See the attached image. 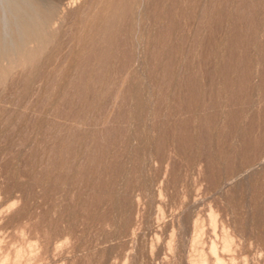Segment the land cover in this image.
I'll list each match as a JSON object with an SVG mask.
<instances>
[{
    "label": "rangeland",
    "instance_id": "obj_1",
    "mask_svg": "<svg viewBox=\"0 0 264 264\" xmlns=\"http://www.w3.org/2000/svg\"><path fill=\"white\" fill-rule=\"evenodd\" d=\"M34 1L54 43L0 58V260L264 264V0H130L106 58L86 22L117 0Z\"/></svg>",
    "mask_w": 264,
    "mask_h": 264
},
{
    "label": "bare ground",
    "instance_id": "obj_2",
    "mask_svg": "<svg viewBox=\"0 0 264 264\" xmlns=\"http://www.w3.org/2000/svg\"><path fill=\"white\" fill-rule=\"evenodd\" d=\"M95 2H98L100 3L102 0H94ZM110 1V0H109ZM112 1V0H111ZM114 1V0H113ZM116 1V0H115ZM246 1V0H245ZM248 1V0H247ZM255 1V0H254ZM103 2V1H102ZM158 2V1H157ZM116 3L118 4H115V6L112 5V7L110 9H113V10H110L108 12H106L105 14H101V16L99 17L98 16V19L95 21V22H91L92 24H89L88 22H86V25H87V29L89 32H94V31H98V34L100 33L101 37H105L106 41L104 42V45L103 47L99 44V46L97 47V49H89L87 52H86V55L88 58H91V57H94V56H97L98 57H102V58H106V57H110L111 54L109 51L111 46L112 45H115L117 42L115 41V34L113 29L115 30V26H116V23L117 21L121 18L122 14L125 13L128 9H130V0H117ZM156 3V2H155ZM255 3V2H253ZM43 4V3H42ZM244 4V3H243ZM247 4V3H246ZM249 4V3H248ZM251 4V3H250ZM259 4V2H258ZM89 5V4H88ZM243 6V5H242ZM251 6V5H249ZM248 6V7H249ZM246 7V6H244ZM104 8V7H103ZM155 8V7H154ZM243 8V7H242ZM247 9V8H246ZM245 9V10H246ZM109 10V9H108ZM215 10V9H214ZM222 10V9H221ZM244 8L241 9V12H243ZM56 11V10H55ZM92 12L95 11L94 10H91ZM249 11V10H248ZM215 12V11H214ZM219 12V11H218ZM225 12V11H224ZM247 12V11H246ZM157 13V12H155ZM154 13V14H155ZM248 15L250 12H247ZM52 14H53V9L52 7L48 8V7H43L42 5L38 4L37 2H35L34 0L33 1H30V0H0V58H14L15 55H22L24 54L23 57H25V49L23 51V47L28 43V42H33L34 44H36V49L37 51H33L36 55L41 53V52H47V48L49 47V45H52L54 42L52 41V38L47 35L46 33V29L50 23V17H52ZM94 13H90V15L93 17ZM158 14V13H157ZM215 14V13H214ZM238 14H241L240 12ZM172 15V14H171ZM213 15V14H212ZM217 15V14H216ZM221 15V14H220ZM224 15V14H223ZM243 15V14H242ZM247 15V14H246ZM81 16H82V13H81ZM216 17H219V14L216 16ZM224 17V16H223ZM222 17V19H223ZM238 17V16H237ZM84 18V17H83ZM93 18H97V17H93ZM215 18V17H214ZM220 18V17H219ZM241 18V16L239 17ZM243 18V17H242ZM245 18V17H244ZM252 18V17H251ZM89 19V17H88ZM221 19V20H222ZM251 20V19H249ZM94 21V20H93ZM216 21V19H215ZM218 22V19L216 21V24ZM249 23V22H247ZM221 24V23H220ZM219 24V25H220ZM251 24V23H250ZM218 25V24H217ZM251 26V25H250ZM249 24L247 26V28H250ZM241 28V27H240ZM240 28L236 25L234 26V28H232L230 31L232 32L231 33V41H230V45H229V49L227 47V54L225 56V60L224 62V67H223V70H222V77L223 78H227L228 76H230V73L232 71L238 73V77L241 75V77H243L245 79V74L244 75V71L241 70L239 68V66H236L233 64V60L235 58V55L237 52H239L242 44H243V36H242V30L240 31ZM49 30V29H48ZM247 30V29H246ZM245 30V31H246ZM252 30V29H251ZM249 29V32L251 31ZM69 31V30H68ZM113 31V32H112ZM246 33V32H245ZM68 34V32H67ZM81 35V34H80ZM65 37V36H64ZM100 37V36H99ZM67 38V37H66ZM83 38V37H82ZM83 40V39H82ZM91 40V39H90ZM96 40V39H95ZM97 41V40H96ZM68 42V41H67ZM66 42V43H67ZM99 42V41H98ZM70 43V41L68 42ZM82 43V42H81ZM95 44V42H94ZM68 45V44H67ZM101 46V47H100ZM28 47V45H27ZM82 48V47H81ZM34 49V48H32ZM68 49V48H67ZM40 51V52H39ZM28 52V51H27ZM38 52V53H37ZM242 53V52H241ZM240 53V54H241ZM62 53H60L61 55ZM244 54V53H242ZM241 54V56H242ZM29 55L31 54H28V58H29ZM34 55V54H33ZM237 56V55H236ZM240 56V57H241ZM34 57V56H33ZM31 57V58H33ZM229 60V61H228ZM204 61V60H203ZM206 61V60H205ZM170 66H168L169 68ZM190 72V71H189ZM209 72V71H208ZM233 72V73H234ZM191 75V74H190ZM209 75V73H207V76ZM248 76V75H247ZM210 80H212V77L210 76L209 77ZM190 79V78H189ZM264 79V77H263ZM194 80V79H193ZM209 80V81H210ZM249 80V79H248ZM195 81V80H194ZM188 82V81H187ZM186 82V83H187ZM191 82V84H189ZM246 81L244 80V83ZM237 83H240L239 81ZM189 84V85H188ZM188 84L184 85L183 86V95L184 98H185V102L188 104H193L195 102L198 101L199 99V90H198V87H197V84H192V81H189ZM242 84V83H241ZM246 84V83H245ZM244 84V85H245ZM238 85V84H237ZM240 86V85H239ZM242 86V85H241ZM243 89L245 88L242 87ZM206 95V94H205ZM237 95V94H236ZM235 95V97H236ZM241 96V95H240ZM238 98V97H237ZM193 102V103H192ZM203 102V101H202ZM233 102V101H232ZM188 104V105H189ZM197 106V105H196ZM191 108V107H189ZM262 115V114H261ZM260 115V117H261ZM235 117V116H234ZM237 117V116H236ZM235 122V121H234ZM255 123V122H254ZM262 123V122H261ZM257 125V123H255ZM254 124V125H255ZM261 125V124H260ZM205 126V125H204ZM253 126V123L252 125ZM251 126H250V129H251ZM187 127V126H185ZM236 127V126H235ZM182 129V127H181ZM249 130V129H248ZM247 130V131H248ZM188 131V130H186ZM184 130V134L186 135V132ZM250 131V130H249ZM186 132V133H185ZM183 133V132H182ZM180 133V134H182ZM189 134V133H188ZM248 133L245 134V137H247ZM184 136V135H183ZM258 136V135H257ZM109 137V140L113 137L112 134L108 135ZM107 137V138H108ZM189 137V136H188ZM244 137V138H245ZM187 138V137H186ZM246 139H249L248 137ZM112 140V139H111ZM206 140V139H205ZM182 141V139H181ZM188 141V140H187ZM185 141V142H187ZM246 141V140H245ZM248 141V140H247ZM256 141V140H255ZM261 141V140H260ZM262 143V142H261ZM187 144V143H186ZM188 144H189V141H188ZM256 144V143H255ZM190 145V144H189ZM205 145V144H204ZM208 146V145H206ZM205 146V148H206ZM186 148V147H185ZM208 149V148H207ZM207 149H205L207 151ZM246 149V148H245ZM246 151V150H245ZM94 160V159H93ZM82 165V164H80ZM84 165V164H83ZM97 165V164H96ZM83 167V166H82ZM96 167V166H95ZM102 169V168H101ZM88 170V169H87ZM94 170V169H93ZM79 171V170H78ZM83 175V174H82ZM87 179V178H86ZM261 179V178H260ZM264 181V180H263ZM84 182V181H83ZM87 182V181H86ZM78 183V181H77ZM85 183V182H84ZM83 183V184H84ZM95 184V183H94ZM85 185V184H84ZM245 185V184H244ZM83 188V187H81ZM248 188V187H247ZM251 188V187H250ZM92 189V188H91ZM248 190V189H247ZM264 190V189H263ZM81 191V190H79ZM92 191V190H91ZM100 191V190H99ZM258 191V190H257ZM89 192V191H88ZM94 192V191H93ZM82 193V192H81ZM80 193V194H81ZM92 194V192H91ZM78 195V194H77ZM250 195V194H249ZM86 196V195H85ZM100 197V196H99ZM258 199V198H257ZM82 201V200H81ZM97 201V200H96ZM90 203V202H89ZM254 203V202H253ZM248 205V204H246ZM254 205V204H253ZM90 206V205H89ZM90 209V208H89ZM90 211V210H89ZM81 213V212H80ZM210 212H208V215H209ZM263 213V212H262ZM84 215V214H83ZM87 215V214H86ZM89 215V214H88ZM241 215V214H240ZM250 215V214H249ZM187 216V215H186ZM210 216V215H209ZM217 217V216H216ZM199 218V216H198ZM197 218V219H198ZM210 218V217H208ZM188 219V218H187ZM217 219V218H216ZM242 219V218H241ZM190 221V220H188ZM209 221V220H208ZM194 222V221H193ZM199 222V221H198ZM203 222V220H202ZM213 222H214V217L212 218V215H211V223L213 225ZM200 223V222H199ZM204 223V222H203ZM253 223V222H252ZM197 224V223H196ZM202 225V223H200ZM199 225V226H201ZM210 225V224H208ZM216 225V223H215ZM222 225V224H221ZM239 225V224H238ZM194 227V226H193ZM204 227V226H203ZM211 227V226H210ZM213 227V226H212ZM238 227V226H237ZM251 227V226H250ZM197 228V232L200 231V229L196 226ZM221 228H223L221 226ZM215 229V227H214ZM247 229V228H246ZM196 230V229H195ZM204 230V229H203ZM212 230V228H211ZM216 230V229H215ZM240 230V229H239ZM264 230V229H263ZM212 232V231H211ZM228 232V230H227ZM193 233V232H192ZM218 233V232H217ZM196 234V233H195ZM201 234V233H199ZM205 234V233H204ZM214 234V233H213ZM203 235H201L202 237ZM223 236V235H222ZM244 236V235H242ZM200 237V236H199ZM215 237V236H214ZM219 237V236H218ZM251 237V236H250ZM212 238V237H211ZM223 238V237H222ZM226 238V237H225ZM198 239V238H197ZM215 239V238H213ZM212 239V240H213ZM217 239V238H216ZM221 239V238H220ZM227 239V238H226ZM230 239V238H229ZM203 240V239H202ZM211 240V241H212ZM218 240V239H217ZM232 240V239H231ZM230 240V241H231ZM224 241V240H222ZM221 241V242H222ZM263 241V240H262ZM199 243H200V240H199ZM223 243V242H222ZM229 243L231 242H228V240H225L224 243H223V248H226V250L229 248ZM260 243V242H259ZM195 244V243H194ZM198 244V243H197ZM202 244V243H201ZM209 244V243H208ZM199 245V244H198ZM203 246V245H202ZM232 246V245H231ZM193 247V246H192ZM205 247V246H204ZM210 247V252L209 254H211L210 256H212V258L214 257V263L213 264H228L226 260L228 259H224V258H221L218 253H217V250L218 248L216 249V245L214 243H212ZM194 248V247H193ZM194 250V249H193ZM197 250V249H196ZM225 250V249H224ZM22 252V251H21ZM224 252V251H223ZM226 252V251H225ZM230 252V251H229ZM17 253V252H16ZM195 253V252H194ZM204 253V251L202 252ZM201 253V254H202ZM228 253V252H227ZM198 254V253H197ZM200 254V253H199ZM198 254V255H199ZM199 255L200 257V262L198 264H208V260H206L205 256L203 255ZM206 255V254H205ZM229 255V254H228ZM22 256V255H21ZM196 256V255H195ZM197 257V256H196ZM7 258L9 259V257H4L0 260V264H6L8 263L7 262ZM14 258V257H13ZM17 258V257H16ZM16 258H14L16 260ZM195 258V257H194ZM211 258V257H210ZM231 258V257H230ZM229 258V260H230ZM13 260V259H12ZM228 260V261H229ZM198 261V260H196ZM195 261V262H196ZM19 262V261H18ZM190 262V261H189ZM15 263V262H14ZM13 263V264H14ZM17 263V262H16ZM15 263V264H16ZM193 264V263H192Z\"/></svg>",
    "mask_w": 264,
    "mask_h": 264
}]
</instances>
